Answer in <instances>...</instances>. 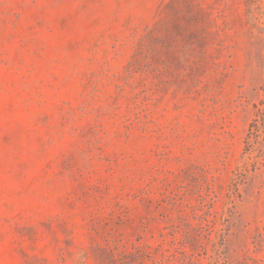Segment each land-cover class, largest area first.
<instances>
[{
	"label": "rangeland",
	"instance_id": "374dc122",
	"mask_svg": "<svg viewBox=\"0 0 264 264\" xmlns=\"http://www.w3.org/2000/svg\"><path fill=\"white\" fill-rule=\"evenodd\" d=\"M0 264H264V0H0Z\"/></svg>",
	"mask_w": 264,
	"mask_h": 264
}]
</instances>
